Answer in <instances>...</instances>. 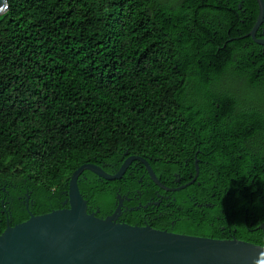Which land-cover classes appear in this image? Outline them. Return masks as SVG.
<instances>
[{"label": "trees", "instance_id": "trees-1", "mask_svg": "<svg viewBox=\"0 0 264 264\" xmlns=\"http://www.w3.org/2000/svg\"><path fill=\"white\" fill-rule=\"evenodd\" d=\"M258 15L256 0H8L0 234L8 207L11 227L30 218L18 196L35 216L68 208L82 165L114 175L139 156L179 187L197 157L198 180L173 194L175 233L264 247V55L242 39ZM130 172L107 182L86 171L89 213L114 209L118 185H137Z\"/></svg>", "mask_w": 264, "mask_h": 264}, {"label": "water", "instance_id": "water-1", "mask_svg": "<svg viewBox=\"0 0 264 264\" xmlns=\"http://www.w3.org/2000/svg\"><path fill=\"white\" fill-rule=\"evenodd\" d=\"M256 1L259 15L250 34L253 37L264 22V0ZM7 8L8 0H0V15ZM133 162L143 163L151 179L162 187L150 164L141 157H129L115 175L95 164L82 165L69 182L65 201L69 208L41 216L30 213L28 221L8 226L0 234V264H264V247L251 243L121 224L117 222L120 207L106 219L90 214L79 178L89 171L107 182L119 181ZM196 168L193 181L175 191L195 184L198 161ZM260 229L264 232V224Z\"/></svg>", "mask_w": 264, "mask_h": 264}, {"label": "flooded vegetation", "instance_id": "flooded-vegetation-1", "mask_svg": "<svg viewBox=\"0 0 264 264\" xmlns=\"http://www.w3.org/2000/svg\"><path fill=\"white\" fill-rule=\"evenodd\" d=\"M242 22H244V21H242ZM256 22H257V20H256ZM255 25H256V23H255ZM255 25H254V27H255ZM254 27L242 39H246L249 41V44H253L256 47H258V49L261 51L260 55H264V22L261 25V27L255 32V34H254L255 37L250 35L253 32ZM248 35H250V36H248ZM246 36H248V37L245 38ZM257 41L261 42L262 44L257 43ZM198 154L199 153H197V155ZM130 157H133V156H130ZM134 157H139V156H134ZM128 158L129 157H127V159ZM195 159H196V161H198L197 157ZM146 161L149 163L148 160H146ZM150 166H151V164H150ZM130 169H131V172L129 173V177H131L132 175H135V178H137V175L139 174V178L137 179V185L129 184V183L124 181V183L118 185V191H117V196H116L117 202L114 205L115 206L114 209L108 211L107 213H103V215L101 217H99L101 214V210L98 208H96L94 211L91 210L90 214H96V216L98 218L106 219L108 217L113 216L116 213L117 209L120 207V214H119V217L117 220L118 223L127 224L130 226H137V227H147L148 226V227H151L155 230L164 231V232H168V233H175V231L178 228V220L175 219L174 212H175V210L182 209V208H180L182 206H179V207L175 206L177 201L173 197V194L182 191V190H180V191H175V190L191 183L196 176L189 183L182 185L181 180H177L176 183L179 187H173V186L170 187V174L168 176V179L164 183L156 175L158 180L162 184V187H161V186L157 185L151 179V177H150L149 173L147 172V169L143 163L133 162L132 165L130 166V168L128 169V171ZM128 171L126 172V174L128 173ZM125 175H124V177H125ZM80 178H79L78 183L80 181L81 182L86 181L85 182V190L88 191V189L86 187V184H90V182H88V177H83V180H80ZM190 178H192V175L190 176ZM125 180L128 181L127 178ZM189 187H187V188H189ZM183 190H185V189H183ZM2 191L6 192V195L9 196V198L12 199V201H13V198L11 196V191H6L5 187L2 189ZM19 193H21V191H19ZM67 194H68V192L66 193V196L68 198ZM25 196L26 197L18 196L17 199L23 205L26 206V210L29 211V215H30V213H31L30 212V203H33V201L32 202L30 201L31 198H30V195H28V193H26ZM10 202H7L6 204H8V203L10 204ZM2 203L4 205V200H2ZM87 205H88V212H89V210H90L89 209V201H87ZM63 206H67L69 208V205H66L65 202H64ZM8 212H9V217L7 216L8 226H11V222H10L9 218H10V216H12V210H11V208L9 209V207H8Z\"/></svg>", "mask_w": 264, "mask_h": 264}]
</instances>
